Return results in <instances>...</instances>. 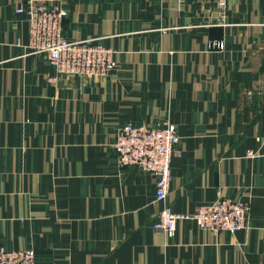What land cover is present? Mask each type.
I'll list each match as a JSON object with an SVG mask.
<instances>
[{
	"label": "crops",
	"instance_id": "crops-1",
	"mask_svg": "<svg viewBox=\"0 0 264 264\" xmlns=\"http://www.w3.org/2000/svg\"><path fill=\"white\" fill-rule=\"evenodd\" d=\"M29 1L0 0V249H33L35 264H264V0H223V23L221 0H45L67 39L113 51L105 78L28 47ZM128 123L177 128L173 212L248 202L244 228L155 230V178L113 147Z\"/></svg>",
	"mask_w": 264,
	"mask_h": 264
},
{
	"label": "built area",
	"instance_id": "built-area-1",
	"mask_svg": "<svg viewBox=\"0 0 264 264\" xmlns=\"http://www.w3.org/2000/svg\"><path fill=\"white\" fill-rule=\"evenodd\" d=\"M183 0H177L182 7ZM225 1L219 6V23H223ZM30 24L28 47L35 52H44L48 63L59 73L79 78H105L116 69L113 51L92 39L69 40L63 35V19L66 11L45 0H30L23 9ZM217 46L221 47L220 44ZM180 141L177 128L166 123L164 126L123 125L116 136L113 147L117 152L120 167L136 166L155 178V202L161 203L157 221L153 228L168 237L175 234L179 220H192L204 230L214 233H231L244 228L250 210L248 202L218 198L200 206L194 213H175L167 202L170 185V161L179 153ZM33 249L8 251L0 249V264H35Z\"/></svg>",
	"mask_w": 264,
	"mask_h": 264
}]
</instances>
